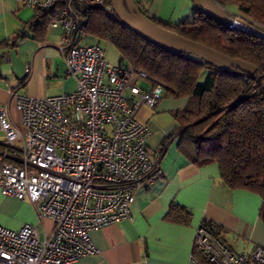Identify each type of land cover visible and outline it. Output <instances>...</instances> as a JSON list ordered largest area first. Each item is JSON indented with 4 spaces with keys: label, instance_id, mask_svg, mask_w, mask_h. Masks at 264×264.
Returning <instances> with one entry per match:
<instances>
[{
    "label": "built area",
    "instance_id": "1",
    "mask_svg": "<svg viewBox=\"0 0 264 264\" xmlns=\"http://www.w3.org/2000/svg\"><path fill=\"white\" fill-rule=\"evenodd\" d=\"M14 1L35 15L64 5L50 26L62 29L61 53L75 90L41 98L14 94L18 126L0 106L5 145L0 151V194L29 202L40 220L52 222L43 238L33 225L16 231L0 226V264H74L96 252L90 233L128 219L138 191L162 176L164 146L149 152V132L135 116L142 106H155L164 92L152 87L144 72L110 65L98 44L78 42L80 22L73 5H93L115 18L111 0ZM144 1L134 0L138 8ZM16 143L17 162L11 163L8 154ZM191 261L264 264V250L234 253L200 225Z\"/></svg>",
    "mask_w": 264,
    "mask_h": 264
},
{
    "label": "crops",
    "instance_id": "2",
    "mask_svg": "<svg viewBox=\"0 0 264 264\" xmlns=\"http://www.w3.org/2000/svg\"><path fill=\"white\" fill-rule=\"evenodd\" d=\"M170 1L145 0L143 9L152 17H159L162 3L169 5ZM222 8L239 16L233 3ZM193 11L191 1L182 0L172 8V19L179 18L166 23L190 21ZM33 16L32 11L14 0H0V106L7 109L17 126L20 113L14 94L41 98L75 90V81L67 75L63 62L61 27L48 26L42 39L34 38L33 30L25 26ZM21 31L25 35L21 41L12 47L2 46ZM186 107L187 99L164 96L155 106L138 110L135 121L149 132V152L164 146L159 162L162 176L138 191L128 219L92 231L90 237L96 252L74 264H195L191 261L195 231L203 222L220 227L223 243L234 253L250 255L256 247L264 250L259 196L228 188L217 164L191 163L177 148L178 135L169 139L178 127L173 114ZM15 146L14 152L8 154L11 163L17 162L20 144ZM4 148L0 132V151ZM176 208L182 210V216L174 212L178 211ZM184 211L190 213L186 221ZM38 219L29 202L0 194L1 227L16 231L24 225H36L43 238L50 233L52 222Z\"/></svg>",
    "mask_w": 264,
    "mask_h": 264
},
{
    "label": "trees",
    "instance_id": "3",
    "mask_svg": "<svg viewBox=\"0 0 264 264\" xmlns=\"http://www.w3.org/2000/svg\"><path fill=\"white\" fill-rule=\"evenodd\" d=\"M212 1L220 7L235 4L238 17L264 33V0ZM63 7L59 3L46 13H38L26 23V28L33 30L34 38L42 39ZM73 9L80 22L79 43L103 41L113 45L121 57L119 64L127 65L133 72H144L152 87L163 90V97L187 99V107L173 114L178 127L169 139L178 135L177 148L191 163L217 164L228 188L257 194L264 224V88L237 70L224 72L196 57L165 52L136 36L116 17L109 18L99 7L74 4ZM139 9L172 33L264 71V39L220 26L195 8L190 21L177 24L157 20L146 15L143 7ZM24 36L21 31L1 44L12 47ZM204 70L208 71L206 80L199 84ZM177 210L174 212L181 215L182 210ZM184 212L186 221L190 213ZM201 225L222 241L220 227L211 222Z\"/></svg>",
    "mask_w": 264,
    "mask_h": 264
},
{
    "label": "water",
    "instance_id": "4",
    "mask_svg": "<svg viewBox=\"0 0 264 264\" xmlns=\"http://www.w3.org/2000/svg\"><path fill=\"white\" fill-rule=\"evenodd\" d=\"M190 1L198 12L220 26L236 29L258 39H264L263 32L241 20L238 16L230 15L212 0ZM111 5L116 19L142 40L168 53L196 57L203 63L224 72L237 70L239 73L248 75L264 88V71L254 65L229 58L158 26L141 13L134 0H112Z\"/></svg>",
    "mask_w": 264,
    "mask_h": 264
},
{
    "label": "rangeland",
    "instance_id": "5",
    "mask_svg": "<svg viewBox=\"0 0 264 264\" xmlns=\"http://www.w3.org/2000/svg\"><path fill=\"white\" fill-rule=\"evenodd\" d=\"M182 0H171L169 5H166L165 3H162L161 7H160V13L159 17H155L156 19L166 22V21H173L179 17H175L173 18V14H172V8L175 7V5H178L181 3ZM141 8V7H139ZM146 15L151 16L149 13H147V11L145 9H142ZM172 14V17H171ZM83 36V35H82ZM84 37V36H83ZM83 45H87V44H93V43H89V41H86L85 43H82ZM94 44H98V46L102 49L103 54H104V58L106 59V61L110 64V65H117L120 63V55L117 51V49L111 45L108 44L106 42L100 41L98 43H94ZM208 71L204 70L203 73L201 74V76L198 79V83L199 84H204L206 77H207ZM145 83H141V86L143 88V86L145 87V85H143ZM39 220V219H38ZM30 225V224H28ZM36 226V225H33ZM10 230V229H9Z\"/></svg>",
    "mask_w": 264,
    "mask_h": 264
},
{
    "label": "bare ground",
    "instance_id": "6",
    "mask_svg": "<svg viewBox=\"0 0 264 264\" xmlns=\"http://www.w3.org/2000/svg\"><path fill=\"white\" fill-rule=\"evenodd\" d=\"M112 1V0H111ZM110 5H111V2H110ZM111 7H112V5H111Z\"/></svg>",
    "mask_w": 264,
    "mask_h": 264
},
{
    "label": "clouds",
    "instance_id": "7",
    "mask_svg": "<svg viewBox=\"0 0 264 264\" xmlns=\"http://www.w3.org/2000/svg\"><path fill=\"white\" fill-rule=\"evenodd\" d=\"M3 34H7V33H3Z\"/></svg>",
    "mask_w": 264,
    "mask_h": 264
}]
</instances>
